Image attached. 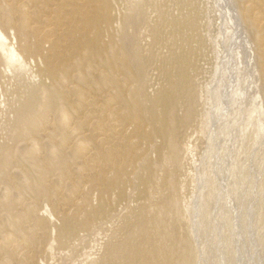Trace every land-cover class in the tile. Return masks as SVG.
Masks as SVG:
<instances>
[{
  "label": "rangeland",
  "instance_id": "rangeland-1",
  "mask_svg": "<svg viewBox=\"0 0 264 264\" xmlns=\"http://www.w3.org/2000/svg\"><path fill=\"white\" fill-rule=\"evenodd\" d=\"M6 1L11 2L14 7H24L27 4L25 12L30 18L29 25L39 28L48 36L46 37L49 42L57 45V51L51 52L47 51L48 46H44L46 49H43L42 55L56 61L64 56L68 58L75 41L84 44L82 53L86 48L88 53L94 55L89 62L92 71L88 80H79V72L73 71L76 84L70 83L68 86H76L83 98L74 94L66 99L62 97L69 123L62 127L58 121V111H51L46 114L52 122L50 128L46 131L39 129L33 133L25 126H16V110L28 97L26 84L35 85L36 94H40L43 85L49 84L47 76L43 73L44 65L40 57H28L25 73L21 72L24 81L21 74L16 75V80L13 76L16 67H5L6 60L0 55V264H102L105 261L103 259L107 258L109 246L124 241L123 228L128 223V226H131L141 218H144L146 223L148 219V223H160L162 226L164 224L166 229L170 227L166 232L164 226H161L162 232L165 230L164 236L161 232L157 240L154 235L152 243H155V246H162L164 243L163 247L172 245L178 257L185 250L191 264H264V72L261 70L264 66V18L259 16L264 11V4H257L258 0H149V3L147 0ZM101 7H105V11ZM241 10L252 14L255 19L252 21L244 18ZM243 14L245 15V12ZM204 25H210V29ZM1 29L8 40H11L10 30ZM206 30L211 33L209 40L207 37L210 34ZM96 32H99L100 36L95 39ZM202 33L206 34L203 36ZM212 36L214 37L211 39ZM86 42L94 44L86 47ZM21 43L22 41L18 45L19 52L25 56L24 43ZM97 43L105 48L96 50L93 47ZM117 47L121 48L120 51ZM30 49L32 50V46ZM211 49H214L215 53ZM216 52H219V55ZM55 53L59 56H55ZM214 55L217 56L216 60ZM82 58L81 56L79 61L84 63ZM74 59L77 60L76 57H71L67 63L70 64ZM180 68L184 74V91L181 94L170 93L169 83L178 79ZM103 74L107 78L106 84L101 80H105ZM32 77H35L36 81ZM147 82H150V88ZM63 90L67 92L68 88L63 86ZM151 97L159 100V103H154L155 100ZM110 98L112 100H106ZM159 98L162 101L168 98L167 101L174 105V112L177 114L174 113L172 120L176 129L181 127L176 130L177 146L180 149L178 157L181 156L175 163L176 166L166 158L168 149L166 150V144L159 134L160 128L154 123L155 119H150V114L146 112V109L151 110L167 122V113L164 115V111L160 109ZM185 115V122L189 124L181 125L179 119ZM193 126L197 128L193 129ZM184 129L190 131L186 133ZM28 132L32 139H15L16 135L23 136ZM68 133L75 137H70L63 143L61 139ZM210 133L212 134L209 136ZM49 134L52 137L54 135V139L48 136ZM33 137L39 141L36 143ZM80 137L86 143L78 146L85 152L81 154L75 152L74 145L75 139ZM198 137L200 138L196 139ZM181 138L183 142L186 140V144ZM188 143L193 146L190 147ZM135 144L136 146H133ZM195 149L197 152L193 151ZM106 155H109V158ZM184 158L188 161L185 162ZM139 163L141 165H138ZM177 169L182 171L181 176L177 177V174L180 175ZM44 171L45 175L47 174L45 178ZM65 172L66 174H63ZM115 173H118L116 178ZM168 179L175 181V192L171 194L163 187ZM112 180L114 182L108 184ZM160 198L172 200V206H168L170 209L161 205L162 214L157 203ZM167 216L172 219L169 220ZM181 216L185 218L182 219ZM64 221L69 225L65 226ZM168 223H172V226L167 225ZM72 225L78 228L73 235H69L67 230ZM181 227L183 229H180ZM117 230H120V233ZM174 230H177V233ZM112 237L111 243L109 238ZM163 238H166V243ZM133 240L137 243L141 239L136 236Z\"/></svg>",
  "mask_w": 264,
  "mask_h": 264
},
{
  "label": "bare ground",
  "instance_id": "bare-ground-1",
  "mask_svg": "<svg viewBox=\"0 0 264 264\" xmlns=\"http://www.w3.org/2000/svg\"><path fill=\"white\" fill-rule=\"evenodd\" d=\"M56 1V0H55ZM148 1V3H149V0H147ZM158 1V0H157ZM196 1V0H195ZM226 1V0H225ZM229 1V0H228ZM240 1H242V0H240ZM1 2L2 3H5V4H1ZM13 2V1H12ZM63 2V1H62ZM61 2V3H62ZM74 2V1H73ZM154 2V1H153ZM227 2V1H226ZM244 2V1H243ZM250 2H251V0H250ZM15 3V2H14ZM155 3V2H154ZM158 3V2H157ZM223 3H224V1H223ZM242 3V2H241ZM264 4V0H258V2H257V4ZM29 4V3H28ZM41 4H43V3H41ZM257 4H255V6L257 5ZM27 5V4H26ZM25 5V6H26ZM62 5V4H61ZM75 5V4H74ZM225 5V4H224ZM241 5V4H240ZM15 6H16V4H15ZM25 6L24 7H14L13 5H12V3L10 2H7L6 0H0V55H3L4 56V58H5V60H6V66L5 67H7L8 69L10 68L11 69V67H13L14 68V66L16 67V69H15V73H13L14 75V77L16 78V75L17 76H20V74H21V72H24V70L26 69V63H27V61H26V59L28 58V57H30V59H32V58H35V57H40L41 58V61H42V63H43V65H44V71H43V73L47 76L46 77V79H48L49 80V84L48 85H43V87L42 86H40V87H42V89H41V91H40V89H39V91H40V94H36V92H35V88H36V86L34 85V86H32V85H30V84H26L25 86H26V90H27V92H28V97L23 101V103L21 104V106L16 110V115H17V125L16 126H18V124H19V126L21 125V127L22 126H25V127H27V130H29L30 131V133H33V132H36L37 130H39V129H41V130H43V131H46V129H48V128H50V126H51V124H52V122L48 119V114L51 112V111H58V114H59V116H60V118H59V124H61L62 125V127H65L68 123H69V119H68V116H67V114H66V106H65V104H64V102H63V99H62V97L64 98V99H66V98H68L69 96H71V95H79L78 97L79 98H83V95L82 94H80V93H78V91H77V88H76V86H73L72 88H70V87H68L69 86V84L70 83H75L76 84V80L74 79V76L72 75V72L73 71H78L79 72V74H78V79L79 80H81V81H86V80H88V76H89V74L91 73V65L89 64V62L93 59V55L94 54H90V53H88L89 51H87L86 50V48L84 49L85 51L82 53V48L83 47H85L84 46V44L82 43V42H80V41H75V43H74V46H73V49H72V51L70 52V56L67 58V56L65 57L64 56V58L62 57L61 59H59L58 58V61H56V60H51V58L49 57V56H45V55H42V51H43V49H46V48H44V46H48V49H47V51L48 52H51V51H57V45L53 42V43H51V42H49V39L47 38L48 36L47 35H44L41 31H40V29L39 28H33L32 26H30L29 24L31 23H29V17L28 16H26V12H25ZM80 6V5H79ZM155 6V5H154ZM177 6V5H176ZM251 6V5H250ZM254 6V7H255ZM258 6V5H257ZM260 6V5H259ZM28 7H29V5H28ZM40 7V6H39ZM158 7V6H157ZM239 7V6H238ZM247 7V6H246ZM103 8V11H105V7H101V9ZM153 8V7H152ZM171 8V7H170ZM170 8H168V11L170 10ZM176 8V7H175ZM207 8V7H206ZM205 8V9H206ZM226 8V7H225ZM149 9H151V8H149ZM153 9H155V7L153 8ZM159 9L160 8H158V11H159ZM173 9V8H172ZM229 9V8H228ZM233 9V8H232ZM231 9V10H232ZM240 9H241V7H240ZM247 9V8H246ZM56 10V9H55ZM71 10H73V9H71ZM146 10V9H145ZM147 10H148V8H147ZM156 10V9H155ZM154 10V11H155ZM161 10H162V8H161ZM175 10V9H174ZM206 10H208V8L206 9ZM249 10V9H248ZM33 11V10H32ZM41 11V10H40ZM167 11V12H168ZM34 12V11H33ZM42 12V11H41ZM69 12H70V10H69ZM145 12V11H144ZM156 12V11H155ZM155 12H151V13H155ZM170 12V11H169ZM168 12V13H169ZM206 12V11H205ZM204 12V13H205ZM241 12H242V16L245 18V17H247V19H250V20H254L255 18H254V16L252 15V14H249V13H247L246 11H243V10H241ZM240 12V13H241ZM243 12H245V15L243 14ZM55 13V12H54ZM104 13V12H103ZM146 13V12H145ZM148 13V12H147ZM176 13V12H175ZM227 13V12H226ZM235 13V12H234ZM262 13V15H259L260 17H262V18H264V11H262L261 12ZM156 14V13H155ZM207 14H209V13H207ZM258 14H259V12H258ZM68 15V14H67ZM168 15V14H167ZM185 15V14H184ZM30 16V15H29ZM33 16H34V14H33ZM62 16V15H61ZM63 16H64V14H63ZM70 17H71V15H69ZM146 16H148V15H146ZM157 16V15H156ZM161 16V15H160ZM159 16V17H160ZM164 16H166V15H164ZM210 16V15H209ZM54 17V16H53ZM169 17V16H168ZM242 17V18H243ZM256 17V19H257V15L255 16ZM35 18V17H34ZM144 18V17H143ZM157 18H158V16H157ZM254 18V19H253ZM55 19V18H54ZM210 19V18H209ZM81 20H83V19H81ZM105 20V19H104ZM157 20H159V18L157 19ZM56 21V20H55ZM198 21V20H197ZM202 21V20H201ZM105 22H107L106 20H105ZM158 22V21H157ZM199 22V21H198ZM238 22V21H237ZM247 22V21H246ZM249 22V21H248ZM256 22V21H255ZM64 23V22H63ZM153 23V22H152ZM151 23V24H152ZM234 23H236V22H234ZM150 24V25H151ZM238 24V23H237ZM236 24V25H237ZM250 24V23H249ZM257 24H258V22H257ZM115 25V24H114ZM154 25V24H153ZM235 25V26H236ZM40 26H41V24H40ZM47 26V25H46ZM57 26H58V24H57ZM72 26H74L73 24H72ZM145 26V25H144ZM147 26V25H146ZM204 26H206V25H204ZM210 26V25H209ZM209 26H206V27H209ZM263 26V25H262ZM205 27V28H206ZM238 27V26H237ZM1 28H5V29H7L10 33L9 34H11L10 36H11V40H8V38H7V36L4 34V32H3V30L1 29ZM87 28V27H86ZM258 28V27H257ZM70 29H72V28H70ZM209 29H210V27H209ZM264 29V28H263ZM262 29V30H263ZM71 31V30H70ZM206 31H208V30H206ZM219 31H220V29H219ZM218 31V32H219ZM225 31V30H224ZM210 31H208V33H209ZM71 33V32H70ZM234 33V32H233ZM46 34V33H45ZM206 34V33H205ZM204 34V35H205ZM210 35H209V37H207V40H209L208 38H210V36H211V33H209ZM263 34V33H262ZM50 35V34H49ZM55 35V34H54ZM80 35V34H79ZM93 35V34H92ZM202 35H203V33H202ZM203 35V36H204ZM47 36V37H46ZM62 36V35H61ZM100 36V33L99 32H96L95 33V39L96 38H98ZM202 36V37H203ZM208 36V35H207ZM214 36H212L211 37V39L213 38ZM260 37V36H259ZM263 37V36H262ZM73 38V37H72ZM71 38V39H72ZM148 38V37H147ZM150 38V37H149ZM261 38V37H260ZM60 39H61V37H60ZM104 39V38H103ZM172 39V38H171ZM215 39V38H214ZM237 39V38H236ZM62 40H63V38H62ZM106 40V39H105ZM147 40V39H146ZM168 40V39H167ZM256 40H259V39H256ZM264 40V39H263ZM20 41H22V43H24V48L26 49H23L24 50V53H26L25 54V56L24 55H22V53L21 52H19V50H20V48L18 47V45H20ZM55 41V40H54ZM95 41V40H94ZM94 41H92V42H94ZM219 41H220V39H219ZM261 41V40H260ZM260 41H258L257 42V44H259V42ZM73 42V41H72ZM19 43V44H18ZM87 43V45H86V47L87 46H90V44H94V43H91V42H86ZM100 43H101V41H100ZM209 43H210V45H211V42L209 41ZM215 43V42H214ZM253 43V42H252ZM117 44H118V42H117ZM184 44V43H183ZM216 44L218 45V43L216 42ZM17 45V46H16ZM21 45V46H22ZM70 45V44H69ZM69 45H68V47H69ZM115 45V44H114ZM216 45V46H217ZM32 46V50L30 49V47ZM95 46V45H94ZM118 46H120V45H118ZM173 46V45H172ZM64 47H65V45H64ZM116 47V46H115ZM212 47V46H211ZM61 48V47H60ZM63 48V47H62ZM70 48V47H69ZM93 48H96V50H98V51H101L103 48H105V46L104 45H102V44H99V43H97L96 44V46L95 47H93ZM119 48V49H118ZM204 48V47H203ZM203 48H202V50H203ZM214 48V47H213ZM223 48V47H222ZM231 48V47H230ZM112 49V48H111ZM116 49V48H115ZM117 49L120 51V47H117ZM28 50V51H27ZM212 50V49H211ZM210 50V51H211ZM214 50V49H213ZM213 50H212V52H213ZM227 50V49H226ZM93 51V50H92ZM177 51V50H176ZM215 51V50H214ZM217 51H218V49H217ZM220 51V50H219ZM228 51V50H227ZM232 51V50H231ZM44 52H45V50H44ZM43 52V53H44ZM121 52H122V50H121ZM188 52V51H187ZM225 52V51H224ZM111 53H112V51H111ZM178 53V52H177ZM213 53H215V52H213ZM217 53V52H216ZM219 53V52H218ZM217 53V54H218ZM56 55L55 56H59V55H57V53H55ZM110 54V53H109ZM53 55V54H52ZM67 55V54H66ZM111 55H113V54H111ZM205 55V54H204ZM209 55V54H208ZM219 55V54H218ZM231 55V54H230ZM81 56L83 57L82 58V62H84V60H85V62L84 63H81V61H79V59L81 58ZM116 56V55H115ZM120 56V55H119ZM71 57H76L77 58V60L75 61V59H74V61H72V62H70V64L69 63H67V61L71 58ZM139 57V56H138ZM141 57V56H140ZM214 57V59L216 60V57H215V55L213 56ZM117 58H120V57H117ZM122 58V57H121ZM170 58V57H169ZM203 58H204V56H203ZM54 59V58H53ZM99 59V58H98ZM106 59V58H105ZM205 59V58H204ZM221 59V58H220ZM112 60V59H111ZM215 60H214V62H215ZM30 62H31V60H29ZM38 61V60H37ZM106 61V63L105 64H107V60H105ZM261 61V60H260ZM150 62V61H149ZM257 62H259V61H257ZM262 62V61H261ZM38 63H39V61H38ZM101 63V62H100ZM104 63V62H103ZM31 65H32V63H30ZM114 64V63H113ZM116 64V63H115ZM1 65V64H0ZM30 65V66H31ZM40 65V64H39ZM122 65V64H121ZM146 65V64H145ZM96 66V65H95ZM175 66V65H174ZM173 66V67H174ZM182 66V65H181ZM221 66V65H220ZM29 67V66H28ZM97 67H99V64H98V66ZM96 67V68H97ZM115 67H117V64H116V66ZM152 67V66H151ZM205 67V66H204ZM95 68V67H94ZM122 68V67H121ZM128 68V67H127ZM149 68V67H148ZM30 69H31V67H30ZM33 69V68H32ZM178 69V68H177ZM232 70H234V69H232ZM261 70H263V72H264V66H263V68H261ZM12 71H13V69H12ZM200 71V70H199ZM225 71V70H224ZM27 72V71H26ZM223 72V71H222ZM221 72V73H222ZM25 73V72H24ZM33 73V72H32ZM111 73V72H110ZM216 73V72H215ZM34 74V73H33ZM102 74V73H101ZM112 74V73H111ZM110 74V75H111ZM191 74V73H190ZM219 74V73H218ZM217 74V75H218ZM230 74V73H229ZM231 74H232V72H231ZM31 75L32 74H30V77H31ZM116 75V74H115ZM118 75V74H117ZM172 75V74H171ZM235 75V74H234ZM257 75V74H256ZM22 76H24L23 74H21V77ZM93 76V75H92ZM91 76V77H92ZM104 76V78H105V80L104 79H101L102 80V82H104L105 84L107 83V78L105 77V75L103 74L102 75V77ZM231 76V75H230ZM29 77V76H28ZM113 77H114V75H113ZM116 77V76H115ZM114 77V78H115ZM129 77V76H128ZM131 77V78H130ZM130 79H132L133 80V78H132V76L130 75ZM149 77V76H148ZM195 78H196V76H194ZM218 77H220V76H218ZM232 77H233V75H232ZM14 78V79H15ZM33 79L35 78V77H32ZM157 78V77H156ZM216 78H217V76H216ZM18 79V77L16 78V80ZM19 79H20V77H19ZM24 79V77H22V80ZM32 79V80H33ZM170 79V78H169ZM173 78H171V80H172ZM218 79V78H217ZM221 79V78H220ZM236 79V78H235ZM12 80V79H11ZM26 80V79H25ZM35 80V79H34ZM100 80V81H101ZM125 80H126V78H125ZM146 80V79H145ZM194 80V79H193ZM193 80H191V81H193ZM196 80H197V78H196ZM24 81V80H23ZM22 81V82H23ZM27 81H29L28 79H27ZM36 81V80H35ZM44 81H46V80H44ZM147 81H148V79H147ZM161 81H163V80H161ZM187 81V80H186ZM195 81V80H194ZM234 81V80H233ZM17 82V81H16ZM101 82V83H102ZM118 82V81H117ZM184 74H183V71H182V69L180 68L179 70H178V79L175 81V82H171V83H169V87H168V89L171 91L170 93H174V94H176V93H178V92H180V94L184 91ZM195 82H197V81H195ZM215 82H217L216 80H215ZM92 83V82H91ZM189 83H191V82H189ZM206 84H207V82H205ZM214 83V82H213ZM234 83V82H233ZM21 84V83H20ZM32 84V83H31ZM36 84H37V82H36ZM105 84H103V86L105 85ZM114 84V83H113ZM118 84V83H117ZM146 83H144V85H145ZM149 84H150V82H149ZM149 84H148V82H147V85H148V87L150 88V86H149ZM166 84V83H165ZM236 84V83H235ZM97 85V84H96ZM115 85V84H114ZM122 85H124V84H122ZM164 85V84H163ZM212 85V84H211ZM253 85H256V84H253ZM252 85V86H253ZM8 86V85H7ZM12 86V85H11ZM63 86H66L67 88H68V90H67V92H64V90H63ZM197 86V85H196ZM196 86L194 87V91H196L195 90V88H196ZM204 86V85H203ZM155 87H157V84L155 85ZM198 87V86H197ZM209 87V86H208ZM255 87V86H254ZM254 87H253V89H254ZM21 88V87H20ZM97 88V87H96ZM99 88V87H98ZM116 88V87H115ZM165 88H167V87H165ZM71 89V90H70ZM139 89V88H138ZM153 89H155L154 87H153ZM204 89V88H203ZM238 89V88H237ZM236 89V90H237ZM33 90H34V92H33ZM126 90V89H125ZM168 90V91H169ZM198 90L200 91V88H198ZM133 91H134V89H133ZM132 91V92H133ZM198 91V92H199ZM204 91V90H203ZM222 91V90H221ZM220 91V92H221ZM257 91V90H256ZM33 92V93H32ZM113 92V91H112ZM141 92V91H140ZM197 92V94H199ZM39 93V92H38ZM129 93H130V90H129ZM202 93V92H201ZM12 94H14V93H12ZM111 94H113V93H111ZM150 94H151V92H150ZM191 94H192V92H191ZM193 94H195L194 92H193ZM206 94V93H205ZM222 94V93H221ZM114 96H115V94H113ZM158 95V94H157ZM229 95V94H228ZM245 95V94H244ZM255 95V94H254ZM254 95H253V97H254ZM114 96H113V98H114ZM127 96H129V95H127ZM173 96V95H172ZM109 97V96H108ZM111 97V96H110ZM141 97V96H140ZM144 97V96H143ZM143 97H142V100H144L143 99ZM201 97V96H200ZM207 97V96H206ZM112 98V97H111ZM106 99V100H112V99ZM196 98H198V97H196ZM203 98V97H202ZM92 99V98H91ZM151 99H153L152 97H151ZM160 99V98H159ZM168 99V98H167ZM167 99H165L164 101H162L161 99V104H159V106H160V109L162 110V111H164V115H165V113H167L166 115H167V122H165V119L163 118H161V116H157L156 114H155V112H152L151 110H147L146 109V112H148L149 114H150V119H155V124H157V126L160 128L159 130V134H160V136H161V139L163 140V142L166 144V150L168 149V153L166 154V158L168 159V160H170V162H173L174 163V165H175V163H177V161H178V158H180V157H178V150H180V149H178V146H177V140H176V130H179V129H176V126H175V123L173 122V116H174V105H172L171 104V102L168 100L167 101ZM195 99V98H194ZM222 99V98H221ZM250 99V98H249ZM248 99V100H249ZM262 99H263V101H264V85H263V88H262ZM41 100H43L42 102H41ZM104 100V99H103ZM141 100V101H142ZM153 100H155V101H153L154 103L156 102V101H158V103H159V100H156L155 98L153 99ZM175 100V99H174ZM185 100V99H184ZM188 100V99H187ZM85 101V100H84ZM99 101V100H98ZM105 101V100H104ZM129 101V100H128ZM133 101V100H132ZM140 101V100H139ZM152 101V100H151ZM189 101V100H188ZM203 102H204V99L202 100ZM220 101V100H219ZM68 102V101H67ZM144 102V101H143ZM147 102V101H146ZM252 102V101H251ZM130 103H131V101H130ZM157 103V104H158ZM175 103V101H173V104ZM178 103H179V101H178ZM177 103V104H178ZM206 103V102H205ZM249 103V102H248ZM104 104H108L107 102L105 103L104 102ZM134 104V103H133ZM133 104H131V105H133ZM136 104V103H135ZM189 104V103H188ZM187 104V107L189 106ZM193 104H196V103H193ZM207 104H208V102H207ZM219 104V103H218ZM250 104H252V103H250ZM1 105H2V103H1ZM146 105H147V103H146ZM179 105V104H178ZM184 105V104H183ZM127 107V106H126ZM136 107V106H135ZM134 107V108H135ZM178 107V106H177ZM181 106L179 105V108H180ZM192 107H193V105H192ZM198 106H196V108H197ZM209 107V106H208ZM213 107V106H212ZM253 107V106H252ZM257 107V106H256ZM133 108V107H132ZM158 108V107H157ZM196 108H194V109H196ZM102 109V108H101ZM105 109V108H104ZM154 109V108H153ZM152 109V110H153ZM159 109V108H158ZM164 109V110H163ZM200 110V112H201V108H199ZM221 109V108H220ZM3 110V109H2ZM83 110V109H82ZM103 110V109H102ZM185 110V109H184ZM204 110V111H203ZM202 110V112L204 113L205 112V108ZM216 110V109H215ZM81 111V110H80ZM90 111V110H89ZM97 111V110H96ZM115 111V110H114ZM127 111V110H126ZM134 111V110H133ZM179 111V110H178ZM210 111H211V109H210ZM210 111H209V113H210ZM258 112L260 111L259 109L257 110ZM94 112V111H93ZM93 112H91L92 114H93ZM185 112V111H184ZM124 114H125V112H123ZM127 113V112H126ZM192 113V112H191ZM214 113H216V112H214ZM220 113V112H219ZM261 113H262V111H261ZM47 114V115H46ZM88 114H89V112H88ZM116 114V113H115ZM162 114V113H161ZM175 114H177V113H175ZM185 114H187V113H185ZM263 115H264V111H263V113H262ZM18 115H21V116H18ZM101 115H103V114H101ZM121 115H123V114H121ZM126 115V114H125ZM160 115V114H159ZM180 115V114H179ZM181 115H183L182 113H181ZM217 115H218V112H217ZM39 116H41V117H39ZM86 116V115H85ZM134 116H135V114H134ZM133 116V117H134ZM200 116V115H199ZM210 116V115H209ZM111 117V116H110ZM184 116H182V119L180 118L179 120H181V122H179L181 125H184L185 123H187V122H185V120H186V115H185V117L183 118ZM201 117V116H200ZM203 117V116H202ZM201 117V118H202ZM264 117V116H263ZM136 118V117H135ZM189 118V117H188ZM197 118V117H196ZM74 119V118H73ZM101 119V118H100ZM128 119V118H127ZM132 119H134V118H132ZM178 119V118H177ZM135 120V119H134ZM190 120V119H189ZM189 120H188V122H189ZM196 120V119H195ZM197 120H198V118H197ZM200 120V119H199ZM88 121V120H87ZM204 120H202V122H203ZM206 121V120H205ZM89 122V121H88ZM135 122V121H134ZM133 122V123H134ZM137 122V121H136ZM135 122V123H136ZM211 122V121H210ZM58 123V122H57ZM84 123V122H83ZM133 123L131 124V125H133ZM178 123V124H179ZM193 123V122H192ZM197 123V122H196ZM78 124V123H77ZM77 124H76V126H77ZM123 124V123H122ZM187 124H189V123H187ZM210 124V123H209ZM99 125V124H98ZM97 125V126H98ZM165 125H167L166 126V128L164 129V126ZM186 125V124H185ZM192 125V124H191ZM191 125H190V127H191ZM199 125V124H198ZM197 125V126H198ZM15 126V127H16ZM18 126V127H19ZM75 126V127H76ZM111 126H113V125H111ZM122 126V125H121ZM157 126H155V127H157ZM197 126H193L194 128L193 129H196L197 128ZM24 127V128H25ZM95 127V126H94ZM136 127V126H135ZM178 127H179V125H178ZM58 128V126H56V129ZM61 128V127H60ZM150 128V127H149ZM182 128H185V127H183L182 126ZM209 128V127H208ZM18 130H19V128H17ZM55 128H54V130H56ZM105 129V128H104ZM116 129V128H115ZM211 129V128H210ZM212 129H214V128H212ZM20 130H21V128H20ZM23 130V129H22ZM77 130V129H76ZM204 130V129H203ZM24 131H26V130H24ZM23 131V132H24ZM42 131V132H43ZM75 131V130H74ZM73 131V132H74ZM114 131V130H113ZM186 131H190V130H185L184 129V132H186ZM18 132V131H17ZM16 132V133H17ZM22 132V131H21ZM58 132L60 133V131L58 130ZM62 132V131H61ZM64 132V131H63ZM193 132H196V131H193ZM198 132H199V130H198ZM210 131L208 130V133H209ZM216 132V131H215ZM16 133H14L15 135H16ZM80 133V132H79ZM106 133V132H105ZM186 133H188V132H186ZM18 134V133H17ZM48 134V133H47ZM109 134H111V133H109ZM145 134V133H144ZM181 133H179V135H180ZM184 134V133H183ZM198 134V133H197ZM197 134H196V136H197ZM212 133H210L209 134V136L211 135ZM37 135V134H36ZM71 135H72V133H71ZM69 133L68 134H66V135H64L65 137H66V139H65V137H63L61 140L63 141V143H65V142H67L66 140L67 139H70V137H75V135H73V136H71ZM125 135H126V132H125ZM130 135V134H129ZM151 135H152V133H151ZM178 135V136H179ZM182 135V134H181ZM180 135V136H181ZM34 136H35V134H34ZM42 136V135H41ZM48 136H51L50 134L48 135ZM110 136V135H109ZM154 136V135H153ZM183 136H185V135H183ZM187 136V135H186ZM185 136V137H186ZM192 136V135H191ZM196 136H194V137H196ZM39 137V136H38ZM52 137V136H51ZM53 137H54V135H53ZM52 137V138H53ZM119 137V136H118ZM130 137V136H129ZM128 137V138H129ZM188 137V136H187ZM186 137V138H187ZM121 138V137H120ZM189 138V137H188ZM200 137H198V138H196V139H199ZM15 139H18V140H28V139H32V136L31 135H29V132L27 133V135H23V136H19V135H16L15 136ZM54 139V138H53ZM153 139H154V137H153ZM71 140H73V138L71 139ZM189 140V139H188ZM192 140V139H191ZM190 140V141H191ZM33 141H35L36 143L39 141L38 139H36V138H34L33 137ZM61 141V142H62ZM181 141L183 142V139L181 138ZM186 140H184V142H185ZM197 141V140H196ZM13 142V141H12ZM52 142V141H51ZM100 142V141H99ZM101 142H102V140H101ZM101 142H100V144H101ZM136 142V141H135ZM134 142V143H135ZM145 142V141H144ZM154 142V141H153ZM182 142H181V144H182ZM183 142V143H184ZM204 142H205V140H204ZM82 143H84V139H82L81 137L80 138H78V139H75V143H74V145L76 146V149H75V152H77V153H79V154H81V153H85L84 151H82V148L80 149L78 146L79 145H82ZM133 143V142H132ZM199 143V142H198ZM203 143V142H202ZM212 143V142H211ZM62 144V143H61ZM67 144V143H66ZM99 144V143H98ZM116 144V143H115ZM154 144V143H153ZM158 144V143H157ZM163 144V143H162ZM180 144V145H181ZM185 144H186V142H185ZM189 144V143H188ZM197 144V143H196ZM10 146H11V144H9ZM9 145H7V146H9ZM59 145V144H58ZM84 145H86V143H84ZM103 145V144H102ZM122 145V144H121ZM190 145V144H189ZM195 145V144H194ZM198 145V144H197ZM200 145V144H199ZM210 145V144H209ZM52 146V145H51ZM55 146V145H54ZM53 146V147H54ZM60 146V145H59ZM62 146V145H61ZM60 146V148H63V147H61ZM133 146H136V144L135 145H133ZM132 146V147H133ZM153 146H155V145H153ZM193 145H190V147H192ZM81 147V146H80ZM84 148H85V146H83ZM151 147H152V145H151ZM206 147V146H205ZM56 148H58L57 146H56ZM60 148H58V149H60ZM100 148V147H99ZM131 148V147H130ZM144 148V147H143ZM161 148H162V146H161ZM196 148V147H195ZM199 147H197V149H198ZM215 148V147H214ZM53 149V148H52ZM55 149V148H54ZM129 149V148H128ZM127 149V150H128ZM154 149V148H153ZM4 150V149H3ZM7 150V149H6ZM142 150V149H141ZM165 150V149H164ZM189 149H187V151H188ZM190 150H191V148H190ZM189 150V151H190ZM8 151V150H7ZM105 151H106V149H105ZM114 151V150H113ZM151 151V150H150ZM193 151H196V149L195 150H193ZM4 152V151H3ZM54 152V151H53ZM53 152H51V154L53 153ZM95 152V151H94ZM108 152H110L109 150H108ZM197 152V151H196ZM195 152V153H196ZM5 153V152H4ZM96 153V152H95ZM137 153V152H136ZM141 153V152H140ZM162 153V152H161ZM166 153V152H165ZM164 153V154H165ZM189 154H190V152H188ZM212 153V152H211ZM54 154V153H53ZM52 154V155H53ZM87 154V153H86ZM104 154H106V152L104 153ZM110 154V153H109ZM193 154H194V152H193ZM148 155V154H147ZM187 155V154H186ZM5 156V155H4ZM8 156H10V155H8ZM7 156V157H8ZM96 156H97V154H96ZM107 156V158H109V155H106ZM124 156V155H123ZM129 156V155H128ZM146 156V155H145ZM194 156V155H193ZM192 156V157H193ZM196 156V155H195ZM6 157V158H7ZM117 157V156H116ZM148 157V159H149V155L147 156ZM146 157V158H147ZM191 157V158H192ZM72 158V157H71ZM96 157H94V159H95ZM145 158V157H144ZM145 158V159H146ZM152 158H154V157H152ZM53 159V158H52ZM74 159V158H73ZM144 159V160H145ZM185 159V158H184ZM187 159H190V158H187ZM8 160V159H7ZM56 160V159H55ZM54 160V161H55ZM82 160V159H81ZM142 160H143V158H142ZM42 161V160H41ZM91 161H92V159H91ZM186 161H188V160H186L185 159V162ZM46 162H47V160H46ZM45 162V163H46ZM51 162V161H50ZM93 162V161H92ZM145 162H146V160H145ZM154 162H156L155 161V159H154ZM160 162V161H159ZM49 162H47V164H48ZM52 163V162H51ZM54 163V162H53ZM91 163V162H90ZM119 163V162H118ZM143 163H144V161L142 162V165H143ZM161 163V162H160ZM166 163V162H165ZM66 164V162H64V165ZM117 164V163H116ZM155 164V163H154ZM156 164H158V163H156ZM164 164V163H163ZM190 164V163H189ZM63 165V164H62ZM138 165H141V163H139ZM137 165V168L139 167ZM168 165V164H167ZM172 165V164H171ZM81 166V165H80ZM158 166V165H157ZM176 166V165H175ZM175 166L173 167V168H175ZM186 166V165H185ZM183 167V166H182ZM79 168V167H78ZM185 168V167H184ZM184 168H182V169H184ZM188 168V167H187ZM51 169V168H50ZM80 169V168H79ZM78 169V170H79ZM148 169V168H147ZM156 169H158V168H156ZM57 170H59L58 168H57ZM142 170H144V169H142ZM178 170V169H177ZM185 170H187V169H185ZM189 170V169H188ZM1 171V170H0ZM52 171V170H51ZM50 171V172H51ZM60 171V170H59ZM76 171V170H75ZM148 171V170H147ZM154 171V170H153ZM161 170H159V172H160ZM163 171H164V169H163ZM169 171V170H168ZM178 171H180L179 172V174L180 173H182V171L181 170H178ZM45 172L46 171H44V175H45ZM64 172V171H63ZM136 172H138V171H136ZM144 172V171H143ZM57 173V172H56ZM156 173V172H155ZM171 173V172H170ZM57 174H59V173H57ZM63 174H66V172L65 173H63ZM68 174H69V172H68ZM118 173H115V177L114 178H116V176H118L117 175ZM153 174V173H152ZM151 174V175H152ZM164 174V173H163ZM162 174V176H164ZM47 175V174H46ZM46 175L44 176V178L46 177ZM92 175V174H91ZM159 175V174H158ZM168 175V174H167ZM170 175V174H169ZM183 175H185V174H183ZM188 175V174H187ZM58 176V175H57ZM61 176V175H60ZM152 176H154V174L152 175ZM157 176V175H156ZM161 176V175H160ZM159 176V177H160ZM178 176H181V174L180 175H178L177 174V177ZM92 177V176H91ZM133 177H135V176H133ZM170 177V176H169ZM184 177V176H183ZM170 179V178H169ZM168 179V181H165L166 183L164 184V188H166V190L171 194V193H173V192H175L174 191V184H175V181L173 182L172 180H169ZM178 179V178H177ZM185 179H186V176H185ZM61 180H63V179H61ZM132 180V179H131ZM161 180H162V178H161ZM165 180H167V179H165ZM179 180V179H178ZM152 181V180H151ZM182 181H184V180H182ZM182 181H180V182H182ZM78 182V181H77ZM114 181L112 180V181H110V182H108V184H112ZM177 182V181H176ZM149 183V182H148ZM185 183H186V181H185ZM60 184H62L61 182H60ZM157 184V183H156ZM181 184V183H180ZM51 185V184H50ZM133 185V184H132ZM60 186H62V185H60ZM178 186V185H177ZM180 186V185H179ZM178 186V187H179ZM189 186V185H188ZM58 187V186H57ZM151 187H153V186H151ZM150 187V188H151ZM50 188V187H49ZM54 188V187H53ZM146 188H148L147 186H146ZM184 188V187H183ZM74 189V188H73ZM76 189V188H75ZM74 189V190H75ZM54 190V189H53ZM52 190V191H53ZM155 190V189H154ZM165 190V189H164ZM163 190V191H164ZM9 192V189L8 190H6V192ZM55 191V190H54ZM53 191V192H54ZM58 191V190H57ZM150 191V190H149ZM151 191H153V190H151ZM185 191V190H184ZM5 192V193H6ZM8 192H7V194H8ZM148 192V191H147ZM155 192V191H154ZM166 192V191H165ZM168 192H166V194L168 193ZM179 192V191H178ZM178 192H176V193H178ZM55 193H56V191H55ZM150 193V192H149ZM148 193V194H149ZM156 193V192H155ZM176 193H175V195H176ZM128 194V193H127ZM151 194H154V193H151ZM163 194V193H162ZM6 195V194H5ZM55 195V194H54ZM179 195V194H178ZM148 196V195H147ZM172 196V195H171ZM49 197V196H48ZM72 197V196H71ZM149 197V196H148ZM166 197H170V196H166ZM177 197H179V196H177ZM150 198H152V197H150ZM171 198V197H170ZM4 199H6V197L4 198ZM149 199V198H148ZM168 199V198H167ZM64 200V199H63ZM130 200V199H129ZM145 200V199H144ZM154 200V199H153ZM7 201V200H6ZM150 201V200H149ZM172 200H162L161 198H160V200H158V204L160 205L159 206V210H160V214H162V212H163V210L161 209L162 208V206H164V207H168V206H170L171 204H172V202H171ZM127 202V201H126ZM130 201H128L127 203H129ZM141 202V201H140ZM152 202V201H151ZM54 203V202H53ZM138 203V202H137ZM143 203H145V201L143 202ZM153 203V202H152ZM146 204V203H145ZM140 205H141V203H140ZM147 205V204H146ZM145 205V206H146ZM151 205H153V204H151ZM162 205V206H161ZM179 205V204H178ZM143 206V205H142ZM158 206V205H157ZM156 206V207H157ZM172 206V205H171ZM170 206V207H171ZM29 207V206H28ZM31 207V206H30ZM34 207H35V205H34ZM137 207H138V204H137ZM163 207V208H164ZM179 208H180V206H178ZM177 207V208H178ZM33 208V207H32ZM45 209H46V207H44ZM142 208H144V207H142ZM148 208H149V206H148ZM147 208V209H148ZM34 209V208H33ZM44 209V210H45ZM138 209V208H137ZM140 209V208H139ZM146 209V210H147ZM158 209V208H157ZM168 209H170L169 207H168ZM167 209V210H168ZM173 209V208H172ZM171 209V210H172ZM181 209V208H180ZM128 210V209H127ZM153 210V209H152ZM48 211V210H47ZM137 211H139V210H137ZM150 211V210H149ZM154 211V210H153ZM162 211V212H161ZM168 211H170V210H168ZM180 211V210H179ZM167 212V211H166ZM166 212H164V213H166ZM171 212V211H170ZM173 212V215H174V211H172ZM45 213V212H44ZM147 213H149V212H147ZM155 213H156V211H155ZM154 213V215L153 216H157L156 214ZM169 213V212H168ZM48 214V213H47ZM132 214V213H131ZM130 214V215H131ZM137 214V213H136ZM149 215V216H151L152 217V215ZM169 214H172V213H169ZM178 214V213H177ZM181 215H183L182 214V212L180 213ZM43 215V214H42ZM100 215V214H99ZM133 215H135V214H133ZM168 215V214H167ZM51 216V215H50ZM141 216V215H140ZM148 216V217H149ZM171 216V215H170ZM24 217V216H23ZM147 217V216H146ZM158 217V216H157ZM177 217V216H176ZM184 217V216H183ZM134 218H136V215H135V217ZM140 218V217H139ZM139 218H137V219H139ZM156 218V217H155ZM155 218H153L154 220H156ZM160 218V217H159ZM158 218V219H159ZM167 218H169V220H170V218L172 219V217H168L167 216ZM166 218V219H167ZM181 218H182V216H181ZM185 218V217H184ZM184 218H182V219H184ZM144 218H141V219H139V221H137L136 220V223H133L131 226H128V224L123 228L124 230V232H125V239L123 238L124 236H122V238L124 239V241H122V242H119V243H116V244H113V245H111V246H109V248H108V251H107V258L106 259H103V260H105L102 264H191L190 263V261L188 260V258L187 257H189V256H187L186 254H185V250L184 251H182V254L178 257V256H176V250H175V247H173L172 245H169V246H167V247H163V245L165 246V244L164 243H162L161 245L162 246H160V245H158V246H155L156 244L154 243H152V237L154 236V235H156V238H157V236H159L160 234H161V232H162V230H161V224L160 223H148V219H147V223H146V221L145 220H143ZM150 220L152 219V218H149ZM152 219V220H153ZM67 220V219H66ZM130 220V219H129ZM128 220V221H129ZM149 220V221H150ZM174 220V219H173ZM68 221V220H67ZM67 221H64V225L65 226H68L69 224L68 223H66ZM106 221H108V219H106ZM175 221V220H174ZM173 221V222H174ZM183 221V220H182ZM186 221V220H185ZM130 222H132V220L130 221ZM151 222H153V221H151ZM156 222H158V221H156ZM166 222H168V221H166ZM172 222V223H173ZM7 223V222H6ZM107 223V222H106ZM165 223V222H164ZM169 223H170V221H169ZM169 223L167 224V225H169ZM171 223V224H172ZM180 223V222H179ZM182 223H184V222H182ZM103 224V223H102ZM105 224V223H104ZM108 224V223H107ZM124 225H125V223H123ZM170 224V225H171ZM123 225V226H124ZM169 225V226H170ZM175 225H177V224H175ZM186 224H184V226H185ZM163 226H164V224H163ZM162 226V227H163ZM172 226V225H171ZM102 227V226H101ZM101 227H99L100 229H101ZM121 227V226H120ZM176 227V226H175ZM78 228V226H75V225H72V227H70L68 230H67V232H68V234L69 235H73L74 234V232H75V230ZM98 228V227H97ZM165 228V226L163 227V229ZM168 228H170V227H168ZM167 228V229H168ZM186 228V227H185ZM99 229V230H100ZM119 229V228H118ZM167 229L165 228V230H166V232H167ZM173 229H174V226H173ZM180 229H183L182 227L180 228ZM165 230H164V232H165ZM92 231V230H91ZM118 231V230H117ZM169 231V230H168ZM171 231V230H170ZM175 231V230H174ZM177 231V230H176ZM175 231V232H176ZM183 230H181V232H182ZM164 232H162V234L161 235H163L164 236ZM114 233V232H113ZM118 233H120V230L118 231ZM172 233V232H171ZM177 233V232H176ZM182 233H184V232H182ZM180 234V233H179ZM184 234H186V233H184ZM187 234H188V232H187ZM8 235V234H7ZM177 235V234H176ZM188 235H190V233L188 234ZM9 236V235H8ZM136 236H138V237H140V241L139 242H134V240H136L137 241V239H134L133 240V238H136ZM166 236V235H165ZM168 236H169V234H168ZM173 236H175V234H173ZM181 236V235H180ZM183 236V235H182ZM80 237V236H79ZM185 236H183V238H184ZM25 238V237H24ZM115 238H117V237H115ZM114 238V239H115ZM121 238V239H122ZM155 238V237H154ZM162 238V237H161ZM166 238H167V236H166ZM166 238H165V240H166ZM174 238H176V237H174ZM5 239V238H4ZM110 239V242L112 243V239H113V237L112 238H109ZM159 238H157V240H158ZM168 239H169V237H168ZM182 239V238H181ZM185 239H187V238H185ZM189 239H191V237L189 238ZM194 239V238H193ZM139 240V239H138ZM156 240V241H157ZM163 240H164V238H163ZM162 240V241H163ZM164 240V241H165ZM33 241H34V239H33ZM78 241V240H77ZM115 241H117V240H115ZM121 241V240H120ZM161 241V242H162ZM167 241V240H166ZM166 241H165V243H166ZM181 241V240H180ZM180 241H179V243H180ZM186 241V240H185ZM184 241V242H185ZM28 242V241H27ZM32 242V241H31ZM190 242H191V240H190ZM190 242L188 241V243L190 244ZM2 243V242H1ZM181 243H182V241H181ZM180 243V244H181ZM24 244V243H23ZM22 244V245H23ZM184 244V243H183ZM77 245V244H76ZM78 245H80V244H78ZM24 246H25V244H24ZM189 246V245H188ZM76 247V246H75ZM108 247V246H107ZM194 247V246H193ZM42 248V247H41ZM73 248V247H72ZM71 248V249H72ZM181 249H182V245H181V247H180ZM184 248H185V246H184ZM190 248V247H189ZM195 248V247H194ZM16 249V248H15ZM76 249V248H75ZM180 249V250H181ZM193 249V248H192ZM198 249V248H197ZM72 250H74V248L72 249ZM179 250V249H178ZM179 250V251H180ZM70 251V250H69ZM76 251H77V249H76ZM193 251V250H192ZM73 252V251H72ZM71 252V253H72ZM75 252V251H74ZM73 252V253H74ZM178 252V251H177ZM184 252V253H183ZM72 253V254H73ZM186 253H188L187 251H186ZM75 254H76V252H75ZM103 254V253H102ZM178 254H180V253H177V255ZM192 254V253H191ZM193 254H194V252H193ZM69 257V256H68ZM72 257V256H71ZM190 257H192V256H190ZM70 258V257H69ZM68 258V259H69ZM65 259V258H64ZM70 260H72V259H70ZM69 260V261H70ZM193 260V259H192ZM3 261V260H2ZM4 261H5V259H4ZM78 261V260H77ZM6 262H7V260H6ZM8 262H10V261H8ZM197 262H198V260H197ZM11 263V262H10ZM9 263V264H10ZM63 263V262H62ZM78 263H79V261H78ZM6 264V263H5ZM91 264H93V263H91ZM95 264H97V263H95ZM99 264H101V262L99 263ZM196 264V263H195ZM198 264V263H197Z\"/></svg>",
  "mask_w": 264,
  "mask_h": 264
}]
</instances>
